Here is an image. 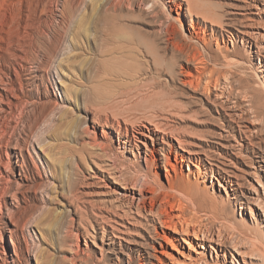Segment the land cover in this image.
Here are the masks:
<instances>
[{
	"label": "rangeland",
	"instance_id": "rangeland-1",
	"mask_svg": "<svg viewBox=\"0 0 264 264\" xmlns=\"http://www.w3.org/2000/svg\"><path fill=\"white\" fill-rule=\"evenodd\" d=\"M169 5V0H0V264H129L120 248L101 237L89 201L140 198L134 188L114 190L100 173L106 163L127 181L156 175L147 170L144 150H130L119 130L125 135L148 122L216 130L215 113L205 107H196L192 120L177 114L178 103L197 105L202 98L180 82L187 71L194 73L186 55L206 59L203 81L215 82L214 94L235 101L238 109L248 106L253 92L264 97V38L260 55L241 39L225 35L224 41L217 27L197 41L189 38L187 12ZM256 13L248 17L264 37V11ZM110 121L116 130L106 125ZM23 156L30 175L24 182L16 170ZM232 162L240 182L255 191L253 210L234 202L233 222L249 227L250 237L263 246L264 181L246 164ZM157 175L166 186L165 171ZM210 184L209 178L202 186ZM210 190L227 198L218 184ZM11 217L19 226L16 245L5 232L13 226ZM236 256L238 264H264L263 256ZM231 260L211 262L234 264Z\"/></svg>",
	"mask_w": 264,
	"mask_h": 264
},
{
	"label": "bare ground",
	"instance_id": "bare-ground-1",
	"mask_svg": "<svg viewBox=\"0 0 264 264\" xmlns=\"http://www.w3.org/2000/svg\"><path fill=\"white\" fill-rule=\"evenodd\" d=\"M169 1L171 9L185 10L190 17L189 38L204 41L206 33L217 27L224 41L225 35L228 40L241 39L243 44L249 43L250 48L256 47L257 55L261 54L262 46L259 43L264 38L263 33L254 28L256 26L248 15L259 16L256 12L264 11V0H224L219 4L208 0L195 3L187 0ZM224 5L228 9L219 11V7ZM171 28L173 32L174 28ZM186 56V62L193 65L194 73L187 71L184 78L180 77V82L194 93H201L202 98L197 100V105L196 100L178 103L180 107L177 114L180 112L179 115L186 120L192 118L189 116L195 114L196 107L206 108L205 111L215 113L218 124H213L216 130L192 132L184 123V126H160L158 122L143 123L137 130H127L125 135L119 130L120 141L130 150H144L147 170H156V175L153 180L147 176L139 182V179L136 182V179L127 181L122 175H117L113 165L106 163L100 167V173L112 183L114 190L134 188L140 192V198L137 203L130 198L117 200V203L104 201L103 204L88 200L96 217L94 219L100 225L101 237L108 239L111 247L120 248L128 256L129 264H211L221 258L226 262L229 256L232 258L230 262L235 264L236 261L238 264L237 254L244 260L245 256L264 257V245L250 237L249 227L234 224L232 218L235 211H231L234 202L241 204V208L245 206L253 210L250 203L255 193L251 187L243 185L239 174L231 169L233 160L246 164L250 174L256 176L258 181H264V139L260 137L264 134V97L253 92L247 99L248 106L238 109L235 101L228 102L219 98V94H214L211 84L215 88V82L208 78L203 81L201 75L207 68L206 59L202 56ZM208 57L212 58L213 54L210 52ZM249 115L251 117L248 118ZM106 125L116 130L113 121ZM13 155L19 158L17 152ZM25 160L23 156L16 166L19 179L23 182L30 180ZM184 164L188 166L186 175L183 173ZM159 170L162 174L165 171L166 186L160 182L157 175ZM209 178L212 185L204 188L202 184L207 185ZM217 184L223 188L227 198L217 197L211 192L210 189L216 188ZM12 198L18 199V196L14 194ZM10 219L13 226L7 227L5 232H9L13 245H16L14 238L19 226L12 217ZM252 219L255 220L253 215ZM260 219L264 222L261 214ZM19 252L17 248L14 250L15 255ZM207 254L212 262L205 257Z\"/></svg>",
	"mask_w": 264,
	"mask_h": 264
}]
</instances>
